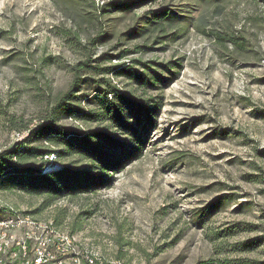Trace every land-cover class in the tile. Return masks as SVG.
Listing matches in <instances>:
<instances>
[{
  "label": "rangeland",
  "instance_id": "obj_1",
  "mask_svg": "<svg viewBox=\"0 0 264 264\" xmlns=\"http://www.w3.org/2000/svg\"><path fill=\"white\" fill-rule=\"evenodd\" d=\"M112 1L0 0V152L27 136L16 127L40 124L79 63L99 70L79 72L70 104L98 121L61 115L57 124L141 148L120 171H93L106 180L95 192L0 191V211L51 222L120 264L264 262V0H137L124 11L105 7ZM160 10L171 17L152 24ZM122 64L132 79L100 71ZM105 82L145 101L153 123L121 114L128 133L106 121L93 100ZM55 158L43 171L59 168Z\"/></svg>",
  "mask_w": 264,
  "mask_h": 264
},
{
  "label": "trees",
  "instance_id": "obj_2",
  "mask_svg": "<svg viewBox=\"0 0 264 264\" xmlns=\"http://www.w3.org/2000/svg\"><path fill=\"white\" fill-rule=\"evenodd\" d=\"M135 1L137 0L112 1L107 3L105 7L109 6L112 10L124 11L130 9L131 4ZM171 14L172 12L169 10L155 12L151 23L162 24L161 22L167 21ZM229 43L239 50L245 49V44L239 37L229 36ZM84 68L98 69L86 65V63L77 64L73 68L75 76L70 90L56 96L52 108L45 117L41 118L40 124L35 129H28L26 125L15 128L18 132L27 131V136L13 147L0 152L1 192L17 191L50 200L77 197L95 192L105 185L104 177L94 174L93 171H100L107 175L108 172L120 171L127 163L139 157L141 148L137 145L140 144V141L135 142L136 146L123 149L119 142L112 141L107 135L97 130H88L87 132L67 130L57 124L61 115L83 123L96 120L98 117L97 114L91 115L80 106L70 104L74 98L71 93L79 86V72L84 71ZM114 70L116 75L124 74L132 79L127 74L129 69L125 64L100 71L108 73ZM133 77L134 81L140 85L149 86V82L145 81L143 77ZM104 86L105 89L94 95L93 100L103 110L101 114L105 116L106 121L120 125L128 133L131 132L132 128L130 129L126 124L119 122V115L121 114L134 113L133 119L138 125L141 121L147 125L153 123V109L152 107L148 108L145 101L134 98L131 93L119 90L109 82H105ZM108 95L111 99L108 98ZM9 123L14 124L15 120L10 119ZM40 141L46 142L47 146L35 144ZM51 155L55 156V160L58 159L61 164L59 168L43 171L46 164H49L48 157ZM67 157H75L74 163L87 164L76 166L74 163H65L63 159ZM107 180L109 179L107 178ZM218 264H264V262L234 259L220 261Z\"/></svg>",
  "mask_w": 264,
  "mask_h": 264
},
{
  "label": "built area",
  "instance_id": "obj_3",
  "mask_svg": "<svg viewBox=\"0 0 264 264\" xmlns=\"http://www.w3.org/2000/svg\"><path fill=\"white\" fill-rule=\"evenodd\" d=\"M1 205L0 264H120L84 249L51 222Z\"/></svg>",
  "mask_w": 264,
  "mask_h": 264
},
{
  "label": "bare ground",
  "instance_id": "obj_4",
  "mask_svg": "<svg viewBox=\"0 0 264 264\" xmlns=\"http://www.w3.org/2000/svg\"><path fill=\"white\" fill-rule=\"evenodd\" d=\"M51 167L49 166V169H50Z\"/></svg>",
  "mask_w": 264,
  "mask_h": 264
}]
</instances>
